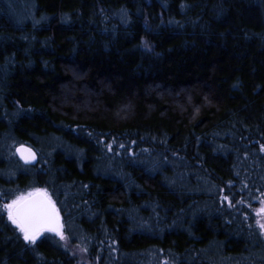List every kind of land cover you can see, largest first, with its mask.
Returning <instances> with one entry per match:
<instances>
[{
  "label": "trees",
  "instance_id": "1",
  "mask_svg": "<svg viewBox=\"0 0 264 264\" xmlns=\"http://www.w3.org/2000/svg\"><path fill=\"white\" fill-rule=\"evenodd\" d=\"M25 188L93 264H264V0H0V206ZM0 264L83 263L0 207Z\"/></svg>",
  "mask_w": 264,
  "mask_h": 264
},
{
  "label": "snow or ice",
  "instance_id": "2",
  "mask_svg": "<svg viewBox=\"0 0 264 264\" xmlns=\"http://www.w3.org/2000/svg\"><path fill=\"white\" fill-rule=\"evenodd\" d=\"M187 5H182L186 7ZM145 49H150L151 45L147 41L144 42ZM109 149L111 145H108ZM17 149L23 156L26 162H30L36 159V154L30 149L28 154L25 155L22 150ZM40 190H37L39 192ZM227 199V197H225ZM3 207L7 210L8 219L16 225L19 231L23 234V239L33 244L42 233L47 230L56 233L61 240H65L64 231L62 225L59 223V216L55 208V203L47 196L46 192L43 197H36L32 193L28 195H20L11 203L4 204ZM264 215V208H261L257 212V216ZM257 226L261 233L264 234V219L257 220Z\"/></svg>",
  "mask_w": 264,
  "mask_h": 264
},
{
  "label": "rangeland",
  "instance_id": "3",
  "mask_svg": "<svg viewBox=\"0 0 264 264\" xmlns=\"http://www.w3.org/2000/svg\"><path fill=\"white\" fill-rule=\"evenodd\" d=\"M37 190H43L44 192H46L48 194V192L45 189H34V190H32L30 188H25L23 191H21L20 193L15 195L14 199H16L20 195H28L29 193H34ZM8 203H11V201L8 202ZM261 208H263V206ZM259 219H264V215L260 216ZM64 241L67 243V245H69V247L72 249L73 253L77 256V258H79L81 263H83V264H93V262L87 256V254L85 253V251L83 250L82 247H80L79 245L71 244L70 241L67 238Z\"/></svg>",
  "mask_w": 264,
  "mask_h": 264
},
{
  "label": "water",
  "instance_id": "4",
  "mask_svg": "<svg viewBox=\"0 0 264 264\" xmlns=\"http://www.w3.org/2000/svg\"><path fill=\"white\" fill-rule=\"evenodd\" d=\"M21 146H23V151L25 153V155L28 154V150L30 149L32 152H34L36 154V159L35 160H32L30 162H26L23 158V156L21 155V153L19 151H17V149H20ZM15 152L17 154V156L22 160V162H24L25 164H29V165H34L38 162V159H39V155H38V152L37 150L31 146L30 144H27V143H21V144H18L16 147H15ZM34 196L36 197H43L45 192L43 190H40L39 192L35 191L34 193H32ZM47 194V193H46ZM48 197H50L48 194H47ZM51 199V198H50ZM52 200V199H51ZM53 201V200H52ZM54 202V201H53ZM55 203V202H54ZM55 208L57 210V213H58V216H59V223L62 225V218H61V215H60V212L57 208V205L55 204Z\"/></svg>",
  "mask_w": 264,
  "mask_h": 264
}]
</instances>
